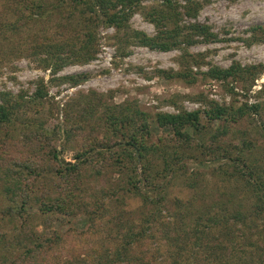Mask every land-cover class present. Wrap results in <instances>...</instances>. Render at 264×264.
I'll return each mask as SVG.
<instances>
[{
  "label": "trees",
  "instance_id": "trees-1",
  "mask_svg": "<svg viewBox=\"0 0 264 264\" xmlns=\"http://www.w3.org/2000/svg\"><path fill=\"white\" fill-rule=\"evenodd\" d=\"M140 2L58 0L61 17L47 29L59 25L64 32L46 34L39 41L34 38L23 52L55 71L65 64L90 60L96 52L98 22L127 29L129 14L140 7ZM179 7V0H165L147 12L158 29L154 36L133 30L118 40L129 43L133 37L150 48L169 50L179 42L189 45L196 35H213L200 23L181 27L183 13ZM182 8L194 16L199 4L185 0ZM77 10L82 14L80 22L74 14ZM258 29L264 36V26ZM186 65L187 61L176 74L161 72L166 77H184L189 71ZM239 67H211L208 74L226 79L237 75ZM70 79L78 84L83 77ZM46 95L40 86L31 101L43 102ZM83 96V102H74L64 124L65 147L74 152L73 161L59 157L58 127L51 129L48 121L30 116V104L2 98L0 153L10 138L28 150L23 160L10 157L9 168H4L3 158L0 161V264L35 259L59 245L62 234L54 231V236H48L38 231V219L46 226L54 220L65 221V215L79 214L86 218L80 234L103 237L86 260L75 259L73 264H264V156L256 162L252 149L256 142L221 125L228 120L226 107L214 106L203 113H156L158 129L164 131L159 135L151 128L149 114L137 103L115 105L95 93ZM102 106L105 108L100 112ZM229 115L237 120L256 115L259 120L264 116V106L247 104L234 108ZM253 120L258 126L257 119ZM214 122L218 124L212 128ZM226 134L228 142L223 138ZM222 139L228 144L219 145ZM195 146L203 148L209 158L193 162L190 152ZM228 147L232 153L224 149ZM201 166L210 170L212 182L204 177L207 175ZM115 174L118 178L102 197L92 195V201L84 206H70L83 192L80 187L85 175ZM176 184L180 191L193 193H174ZM210 185L219 190H213L216 197L208 195L212 193ZM131 197L140 201L135 210L125 207L124 201ZM246 203L247 207L243 205ZM151 240L157 243L153 251Z\"/></svg>",
  "mask_w": 264,
  "mask_h": 264
},
{
  "label": "rangeland",
  "instance_id": "rangeland-1",
  "mask_svg": "<svg viewBox=\"0 0 264 264\" xmlns=\"http://www.w3.org/2000/svg\"><path fill=\"white\" fill-rule=\"evenodd\" d=\"M164 1L141 0L140 7H135L129 14L127 29H118L103 20L98 22V41L94 58L65 64L61 68L56 67L55 71L51 67H45L46 65L37 58L25 55L23 50L31 47L34 38L39 41L46 34L64 32L59 25L52 30L47 29L61 17L58 0H0V104L2 98L10 102L23 101L30 104V116L48 121L51 129L58 127L55 135L56 148L59 157L65 161H73L74 154L70 147H65V119L74 102L84 99L83 95L95 93L101 95L107 103L115 105L137 103L149 114L151 128L159 135L164 131L158 129L156 113L178 114L198 110L203 113L211 107L222 106L227 109L228 120L221 121V125L228 126L230 131L240 132L239 136L253 139L257 144L252 148L254 157L257 158L256 162H259L260 157L264 156V116L259 120L256 115L243 116L237 120L236 116L229 113L233 112L234 108L247 104L264 106V36L258 29L259 26H264V0H196L199 9L194 16L184 12L182 6L185 5V0H179L178 10L183 13L179 21L181 27L200 23L213 34L208 38L196 35L189 45L179 42L169 50H160L137 43V39L132 40L133 37H130L129 43L118 40H124L127 34L130 36L133 30L154 36L158 29L148 19L147 12ZM74 14L76 21L80 22V10ZM186 61L189 71H186L187 75L184 77H166L161 72L164 70L169 74H176L184 69ZM234 65L240 66L236 69L237 75L226 79L208 74L211 67L226 69ZM71 77L83 79L76 84ZM40 86L44 87L47 95L42 99L43 102H33L32 98ZM104 108L102 106L100 112H103ZM101 114L98 113L97 116ZM253 118L257 119L258 126ZM217 124L218 122L211 124L212 128ZM0 130V133H3L4 129ZM226 135H223V138L229 141L230 137ZM99 136L103 138L105 134L101 133ZM224 139L219 140L218 144L227 145L228 141L224 142ZM5 144L0 153V161L3 158L6 162L4 168H9L7 166L13 159L23 160L28 148L13 138ZM224 149L233 152L229 147ZM203 150L195 146L192 152L189 151L194 157L193 162L198 163L209 158ZM195 156H198V159H195ZM10 157L13 159L9 160ZM203 169L207 175L204 177L212 182L214 177L209 173L210 170ZM117 178L116 174L112 177L85 175L80 187L83 192H80V196L78 195L70 206H84L92 201V195L102 197V192L110 189ZM209 187L212 193L208 195L216 197L217 194L213 190H219L212 185ZM179 191L180 187L176 184L174 193ZM180 192L185 196H191L190 193H193L188 189H182ZM124 203L128 210H135L140 206L137 197H131ZM243 205L247 207L249 204ZM150 209L149 206L146 211ZM32 210L36 212L37 209ZM65 217L63 222L54 220L46 226L38 219V231L45 232L48 236H54V231H59L63 240L55 249L42 252L36 255L35 259L19 260L16 264H73L75 259L86 260L89 253L100 246V238L103 236L80 234L85 227L86 218L83 214ZM9 224L13 225L14 222L11 220ZM156 245L157 243L151 240V251ZM99 251L100 249L96 250Z\"/></svg>",
  "mask_w": 264,
  "mask_h": 264
}]
</instances>
